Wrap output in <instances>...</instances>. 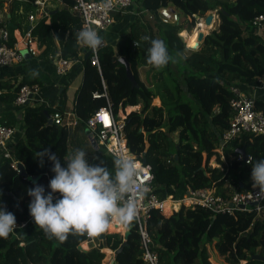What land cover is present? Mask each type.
<instances>
[{
	"label": "trees",
	"instance_id": "trees-1",
	"mask_svg": "<svg viewBox=\"0 0 264 264\" xmlns=\"http://www.w3.org/2000/svg\"><path fill=\"white\" fill-rule=\"evenodd\" d=\"M18 1L13 3V10L20 3L24 10L23 20L14 23L16 26L23 23L24 13L35 10L33 0ZM139 3L154 17L149 19L146 15L143 20L135 19L129 32L119 35L115 43L104 42L98 50L100 71L89 59H83L82 82L73 101V110L79 118L73 128L58 124L47 126L44 112L51 114L67 108V86L61 87L55 105H13L23 85L44 87L54 83L42 68L36 69L38 76L25 73L19 79L18 72L26 70L24 60L16 69L19 70L17 75L0 78V125L22 123L23 134L18 130L15 135L20 136L9 145L14 158L26 171L25 176L18 173L11 166V159L5 158L0 149V206L12 212L17 222L31 218L26 227L18 229V236L10 233L6 239L0 238V264H102L105 249L115 250L123 241L120 232H107L102 240L95 235L97 245L90 242L89 248L82 249L78 245L88 238L86 233L70 234L64 242L49 239L29 212L32 198L27 190L34 186L29 176H37L36 181L50 191L47 185L55 175L47 157L43 167L37 158V153L45 148L56 153L65 167L66 154L84 149L90 164L103 162L114 172V156L104 148L95 150L84 132L87 119L106 103L104 97L92 96L94 91L103 90L102 79L115 114L121 106H125L126 111L129 106L142 104L141 113L133 110L127 115L123 130L132 152L138 156L145 154L146 162L152 167L155 191L161 198L168 194L182 196L188 188L213 185L221 195H228L234 189H247L252 165L264 159V135L241 131L224 144V160L216 151L220 144L215 132L227 131L234 116L230 85L236 81L241 86L256 82L264 73V34H257L252 27L254 17L264 13V0H140ZM170 3L184 12L185 27L183 23L159 20L158 8ZM72 4L73 0L55 2L50 20L40 21L33 28L40 48L38 58L52 61L57 41L62 56L77 57L80 45L76 33L81 30V17L72 9ZM215 9L221 18L218 28L204 37L198 49L188 48L180 36L181 30L191 31L196 22L194 14L203 16ZM123 16L115 14L117 21ZM13 18L14 14L5 24L12 40L14 28L9 21L13 23ZM103 32H100L102 36ZM144 36L166 42L173 57L166 67L157 70L147 63L150 41L135 46ZM121 56L130 62L138 87L131 86L125 66L119 60ZM139 66L149 67L144 78ZM260 92L255 108L264 113V91ZM137 94L145 104L140 97L136 100ZM155 98L160 100V105L153 104ZM240 154L250 155L251 163L244 157L238 160ZM214 155L219 166L212 167L209 161ZM168 214V209L164 215L154 211L147 220V229L162 264H214L208 244H212L228 264H240L241 260H246L244 264H264L263 260L251 258L254 254L264 256V217H258L248 230L254 212L213 215L207 208L196 207ZM140 254V235L135 225L128 237V246L115 256L112 264H145Z\"/></svg>",
	"mask_w": 264,
	"mask_h": 264
},
{
	"label": "built area",
	"instance_id": "built-area-1",
	"mask_svg": "<svg viewBox=\"0 0 264 264\" xmlns=\"http://www.w3.org/2000/svg\"><path fill=\"white\" fill-rule=\"evenodd\" d=\"M12 1L13 0H0V67L22 63L25 60V56L21 52L22 49H27L31 56H36L40 52L37 36L34 35L33 28L40 21L50 20L53 9L52 6L55 2L60 4L63 3V0H33L32 3L35 10L28 11L26 13L25 22L23 21L22 24L14 28V40H12L10 31L5 25L8 20L5 14L3 15L1 13V9L4 11L6 5ZM105 3L106 0H73L71 7L81 17V29L90 24L95 27L99 33L107 31L116 21L115 14H125L128 8L134 4V0H111L110 7H105ZM139 4L140 3L137 2L138 8H133L130 10V13H133L135 16L143 13ZM157 13L159 20L164 23L176 24L181 20V13L172 5L160 7ZM147 16L148 18L150 17V19L154 17L153 14L148 12ZM194 17L197 20V18H201L202 16L194 14ZM196 23L199 25V20H197ZM252 27L257 34H264V13H260L254 17L252 20ZM184 42L187 46L186 41ZM89 50L91 51V54L88 59L91 64L95 65L100 71V62L98 58L99 48L93 51L80 45L76 58H66L62 56L57 41V51L53 57L56 74L60 76L67 74L73 63L77 60H83L85 53ZM185 74L190 73L185 71ZM102 85L103 90L94 91L92 96L94 98L104 97L106 103L103 106H100L93 115L87 119L86 129H88V132L86 133V136L95 150L104 148L106 152L112 156L121 153L131 155L144 169V172L140 177V183L145 187L146 191L139 197L137 219L132 223L137 226L139 231L141 250L140 258H142L145 264H162L159 252L156 250L155 244L151 238L149 230L147 229V220L154 211H157L159 215H164L165 210L168 209V212L170 213L168 215H172L181 208L195 209L196 207H204L209 209L213 215L228 214L236 216L238 211L254 212L255 217L248 230L252 228L258 217H264V192L260 193L259 187H253L252 179L247 189L241 191L234 189L232 193L228 195L218 194L213 185L204 188H188L182 196L168 194L164 198L159 197L155 191V185L153 182L154 176L151 165L142 161L143 154H140V156L134 154L127 143L123 129L125 119L130 112L120 114L118 110V113L115 114L107 93V86L103 79ZM256 89L264 90V73L256 82L245 83L241 86L240 83L236 81L230 85V90L232 92L230 104L234 111V116L230 121V126L227 131L219 134L215 130L218 134L220 144L219 147L216 148V151L221 154L224 160V144L241 131H249L255 134L264 135V113L255 108L256 98L254 92ZM40 90L41 87L37 84L23 85L20 88L19 94L14 100L13 105L16 107H21L27 104L38 105L41 103L49 105L48 102L41 97ZM123 108H125V106H121L119 109L124 112ZM105 115L107 116V120L103 118ZM49 116L52 118L53 124L63 125L68 128H73L79 118L73 110V103L64 110H56L52 112ZM17 131L18 128L16 125H0V149L5 158L11 159V166L20 173L21 170L18 166V162L20 161L14 158L9 145ZM236 151L237 150H235V152ZM213 157V160L217 162L216 156L214 155ZM243 157L247 163L249 158L250 160L252 159L250 155L242 156L241 154L238 155L237 159L239 160ZM209 164L212 167H215L212 163L209 162ZM216 166H219V164L216 163ZM167 203L169 204L168 207L166 206ZM30 219L31 218L17 222V228L12 234L18 236V229L26 227ZM20 244L23 245L24 242H21ZM214 251L218 254L216 250ZM210 259L214 264H218L211 258V256ZM245 262L246 260H241L240 264H244Z\"/></svg>",
	"mask_w": 264,
	"mask_h": 264
},
{
	"label": "clouds",
	"instance_id": "clouds-1",
	"mask_svg": "<svg viewBox=\"0 0 264 264\" xmlns=\"http://www.w3.org/2000/svg\"><path fill=\"white\" fill-rule=\"evenodd\" d=\"M110 6L111 0H106L105 7ZM76 37L79 45L93 51L103 46L104 37L90 24L76 33ZM144 41H150L149 65L159 70L173 60L164 40L144 36L135 46L140 47ZM30 75L35 77L39 73L33 69ZM87 153L84 149H76L66 154L63 158L66 167L50 148L37 153L40 166L43 167L47 157L55 175L47 185L50 191L33 180L34 186L27 190L32 198L29 212L49 239L64 242L70 234L94 236L109 230L113 223L129 226L137 219L139 197L146 191L140 183L144 169L133 156L121 153L114 156L113 172L103 162L90 164ZM248 163H251L250 158ZM251 179L253 187L264 192V159L252 165ZM16 228V216L0 206V238H8Z\"/></svg>",
	"mask_w": 264,
	"mask_h": 264
},
{
	"label": "crops",
	"instance_id": "crops-1",
	"mask_svg": "<svg viewBox=\"0 0 264 264\" xmlns=\"http://www.w3.org/2000/svg\"><path fill=\"white\" fill-rule=\"evenodd\" d=\"M15 1L16 0H14L12 3H8L5 7V10L3 11L7 20H8V18L12 17V14L15 15V18H13V23L11 21H9L10 22L9 24L10 25L12 24L13 27H16V24H14V23H16V22L18 23L20 20H23V18L21 19V13L24 10L23 9V6H24L23 3H20L19 6L17 5L16 8L13 10V3ZM139 6H140V4H139ZM136 7L138 8L137 4L136 5L132 4L128 8L127 12L125 14H123L124 16L119 21L116 20L115 23L107 31H104L102 33L103 37H104V42L110 41L112 43H115L116 38L119 37V35H121L122 33L129 32L130 27H131V23L134 22V20L136 19L135 15L133 13H130V10H132L133 8H136ZM23 15H24V22H25L27 14L24 13ZM185 32H186V34H189V32H187V31H185ZM186 43H187V41H186ZM187 46L190 47L188 45V43H187ZM190 48H192V47H190ZM25 60H26V62H25V69L26 70H24V71L18 72L19 70H16V69L19 66L14 67V65L8 66L11 68H7V66L0 67V68H5L3 73H0V78L11 77L12 75H17L16 73L18 72V78L21 79L25 73H30L31 70H33V69L36 70L37 68L40 67L44 71L49 73L50 77L54 81L53 84H48V85H45L44 87H41V90H40L41 97L43 99H45L49 105H55L57 100H58V95H59V91H60L61 87L67 86L68 87L67 88V96H68L67 107L72 105V103L74 101L75 91H76L77 87L79 86V84L82 82V69L84 67L83 60L75 61L72 65L71 69L68 71V73L61 75V76L56 74L55 65H54L53 60L52 61L43 60V59L38 58L37 56H29V57L27 56L25 58ZM260 91H264V90L263 89H256L255 90V92H254L255 98H257L258 94L261 93ZM138 97H140L142 99V101L144 102L143 98L140 95H138L136 98H138ZM156 100L158 103L160 102L159 99H156ZM144 104H145V102H144ZM141 107H142L141 103L134 105V106H129L126 109V113H127V110H129L130 112L133 110L140 111ZM137 109H139V110H137ZM16 126L19 130L18 133H20V135H22L23 134L22 133V129H23L22 123L18 122L16 124ZM20 129H21V131H20ZM109 230H111V229H109ZM123 230H124V226H123Z\"/></svg>",
	"mask_w": 264,
	"mask_h": 264
},
{
	"label": "rangeland",
	"instance_id": "rangeland-1",
	"mask_svg": "<svg viewBox=\"0 0 264 264\" xmlns=\"http://www.w3.org/2000/svg\"><path fill=\"white\" fill-rule=\"evenodd\" d=\"M139 1L140 0H134V4L136 5L137 4V2L139 3ZM169 5H172V6H174L173 4H169ZM168 6V5H167ZM140 7H141V4H140ZM142 11H143V13H141L140 15H138V16H135V18H136V20H140V19H145V16L147 15V12H146V10H144V8H140ZM159 9V8H158ZM177 10L181 13V20L178 22V23H183V26L185 27L187 24H186V22H185V15H184V12L183 11H180L178 8H177ZM158 11V10H157ZM209 12H213L214 13V18H213V20H212V23H211V27H209V28H207L208 30H206V32L205 33H210L213 29H216V28H218V26H219V24H220V21H221V18H220V15H219V13L217 12V10L215 9V10H208L207 12H206V14L204 15V16H202L201 18H197V20H199V23H201V22H203L205 25H210V24H206L205 23V16L207 15V14H209ZM1 13L4 15V12H3V10L1 9ZM151 14V13H150ZM149 19H150V17H149ZM216 19V20H215ZM196 20V21H197ZM196 23V22H195ZM198 27V25H197V23L194 25V27L192 28V30L193 29H195V28H197ZM184 29H186V28H184ZM191 30V31H192ZM184 31H187V32H191V31H188L187 29L186 30H184ZM182 40H183V38H182ZM184 41V40H183ZM200 44L201 43H199L198 42V47H196V48H191L192 50H196V49H198L199 47H200ZM19 64H17V65H14V67L15 66H18ZM148 66H139V70H140V73H141V77L142 78H144L145 77V73H146V71L148 70ZM5 70V68H0V73H3V71ZM182 77V76H181ZM138 95H140V94H137L136 95V97L138 96ZM141 96V95H140ZM142 97V96H141ZM137 99V98H136ZM156 99H158V98H155V99H153V104H155V105H160V102L158 103L157 102V100ZM142 108V107H141ZM124 109L125 108H123V111H124ZM140 109V108H139ZM139 109H137V110H139ZM142 110H143V108L141 109V111H136V112H138V113H141L142 112ZM119 112H120V114L121 113H124V114H126V111H124V112H122V110H120L119 109ZM126 121H127V118L125 119V124H126ZM80 133H83L82 131H79ZM84 132H85V130H84ZM19 134H17V135H15V137L13 138L14 140H15V138L18 136ZM85 135H86V132H85ZM174 137H176V134H174L173 135ZM214 157H212L211 159H210V163H212V165L213 166H216V163L217 162H215L214 160ZM167 216H169V215H167ZM125 228H124V230H122V231H120V233L122 234V236L124 235V231L126 230V227L127 226H124ZM107 232H109V233H111V232H115V231H111V230H107L106 231V233ZM88 235V234H87ZM93 238V240L92 241H87V239H85L84 240V242H85V246L82 244L81 246H82V248L83 249H87V248H89V244H90V242H92L94 245H97V241H96V239H95V235L92 237ZM82 243V242H81ZM80 243V244H81ZM207 248H208V252H209V255L211 256V258L214 260V261H216L218 264H228V263H226L225 261H223L224 259H223V257L222 256H220V255H218L215 251H214V248H213V245L212 244H208L207 245ZM115 258V256H114V250H111V249H105V257H104V259H103V262H102V264H112V261H113V259Z\"/></svg>",
	"mask_w": 264,
	"mask_h": 264
},
{
	"label": "water",
	"instance_id": "water-1",
	"mask_svg": "<svg viewBox=\"0 0 264 264\" xmlns=\"http://www.w3.org/2000/svg\"><path fill=\"white\" fill-rule=\"evenodd\" d=\"M213 18H214V13H213V12H209V14H207V15L205 16V23H206V24H211ZM13 28H15V27H13ZM206 35H207V33H205L204 31H202V30L199 31V33H198V38H197L198 41H199V43H202V41H203V39H204V37H205ZM180 36L183 38L184 41H186L185 39H186V36H187V35H186V32H185L184 30H182V31L180 32ZM103 44H104V42H103ZM141 46H143V43H141ZM99 48H100V47H99ZM21 52H22V54L25 56V58H26L27 56H28V57L31 56V54L28 52L27 49H22ZM90 54H91V51H90V50L87 51V52L85 53L84 59H85V60L88 59V57H89ZM119 60H120V62L125 66L126 76H127V78L130 80V82H131V86H132V87H138V83H137V80H136V78H135V76H134V73H133V71H132V69H131L130 62H129L124 56L119 57ZM44 112H45V115H46V118H47L46 125H47V126H52V125H53V120H52V118L49 116V113H48L47 110H45ZM139 130L141 131L142 128H140ZM85 132L87 133V132H88V129H85ZM142 161H143L144 163H146V157H145V154H144V153H143ZM18 166H19V168H20V170H21L20 174L23 175V176H25V175H26V171H25L24 165H23L21 162H18ZM30 178H31V179H30ZM29 179H30L31 181H33V180L36 181V180H37V176H29ZM17 205H19L18 201H17ZM134 226H135V224H134V223H131L129 226L126 227V230L124 231V235H123V241H122L121 244H120V245L114 250V256H117L119 253H121V252L124 250V248H125L126 246H128V237H129V235H130V233H131V231H132V229H133ZM105 235H106V232L101 233V234H97L96 237H97L99 240H102V239L105 238ZM88 240H89V241H92L93 238L89 236V237H88ZM78 247H79V248H82L81 244H79ZM82 249H83V248H82ZM251 258H252V259H260V260H263V261H264V256H260V255H258V254H254ZM112 263H113V261H112ZM30 264H31V263H30Z\"/></svg>",
	"mask_w": 264,
	"mask_h": 264
},
{
	"label": "bare ground",
	"instance_id": "bare-ground-1",
	"mask_svg": "<svg viewBox=\"0 0 264 264\" xmlns=\"http://www.w3.org/2000/svg\"><path fill=\"white\" fill-rule=\"evenodd\" d=\"M216 20V19H215ZM211 27V24L210 25H205L203 22H201L197 28L195 29H191L192 31L189 32V34H186V41L188 43V45L192 48H196L198 47V33L199 31H204L206 32V30H208L207 28ZM212 28V27H211ZM130 111L127 110V113H129ZM107 120V119H106ZM166 206L168 207L169 204L167 203ZM112 231H115V232H120L123 230V225L122 224H117V223H113L111 228H110ZM82 244L85 246V242H82ZM81 244V245H82Z\"/></svg>",
	"mask_w": 264,
	"mask_h": 264
},
{
	"label": "snow or ice",
	"instance_id": "snow-or-ice-1",
	"mask_svg": "<svg viewBox=\"0 0 264 264\" xmlns=\"http://www.w3.org/2000/svg\"><path fill=\"white\" fill-rule=\"evenodd\" d=\"M103 118H104V119H107V116L105 115Z\"/></svg>",
	"mask_w": 264,
	"mask_h": 264
}]
</instances>
